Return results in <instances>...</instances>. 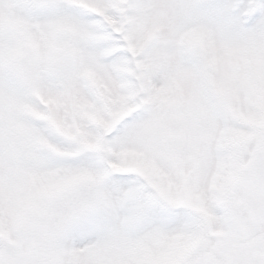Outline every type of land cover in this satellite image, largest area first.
Instances as JSON below:
<instances>
[{
    "label": "snow or ice",
    "instance_id": "obj_1",
    "mask_svg": "<svg viewBox=\"0 0 264 264\" xmlns=\"http://www.w3.org/2000/svg\"><path fill=\"white\" fill-rule=\"evenodd\" d=\"M0 264H264V0H0Z\"/></svg>",
    "mask_w": 264,
    "mask_h": 264
}]
</instances>
